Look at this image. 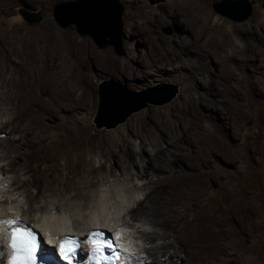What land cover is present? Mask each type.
<instances>
[{
  "label": "rangeland",
  "instance_id": "rangeland-1",
  "mask_svg": "<svg viewBox=\"0 0 264 264\" xmlns=\"http://www.w3.org/2000/svg\"><path fill=\"white\" fill-rule=\"evenodd\" d=\"M66 1L80 3L0 0V30L27 38L55 34L76 39L78 44L83 42L81 47L95 57L90 71L96 83V101L91 110L83 111L89 134L100 138L132 132L136 147L143 133L162 138L172 167L164 171L166 174L163 172L169 178L163 187L173 195L169 203L175 208L169 209L172 215L176 207L183 209L188 202L211 194L215 205L227 203L234 207L237 219L229 225L215 219V224L205 229L206 235L192 239L189 255L174 258L177 264H264V31L260 28L264 23V0H246L251 12L241 20L234 18L241 14L234 2L210 0L216 15L235 26L228 41L215 42L201 33L190 9L180 4H169V0H115L121 6L119 49L109 35L97 40L75 22L61 23L55 8ZM216 1H224L223 7L231 16L217 11ZM7 7L10 14L4 15ZM22 8L39 10L43 17L39 22H28ZM15 26L19 29H13ZM39 58L35 59L36 65L50 64L48 59ZM12 59L13 63H5L9 75L21 60L14 53ZM111 78L134 94L170 83L177 85V92L163 103L148 102L114 126L98 127L94 119L100 103V84ZM4 117L0 113V122ZM6 129L10 128H3L2 138L9 134ZM148 154L147 151L145 156ZM102 161L100 155L95 156L96 165ZM136 161L133 177L117 172L88 188L90 198L84 207H79V200L70 193L60 195L48 190L43 196L32 186L41 197L30 211L28 193L16 182L9 161L1 159L4 172L0 171V216H7L11 207H17L21 220L34 223L30 221L34 216L38 220L56 215L54 205L61 203L73 214L70 222L77 225L76 218L87 217L103 206V218L111 225L114 221L122 223L130 251L127 263L153 264L158 258L149 255L148 249L160 245L163 239L146 240L142 230H153L155 224L145 216H132L138 201L149 192L151 180L144 175L147 164L141 154H137ZM41 205L48 207L41 210Z\"/></svg>",
  "mask_w": 264,
  "mask_h": 264
},
{
  "label": "bare ground",
  "instance_id": "bare-ground-1",
  "mask_svg": "<svg viewBox=\"0 0 264 264\" xmlns=\"http://www.w3.org/2000/svg\"><path fill=\"white\" fill-rule=\"evenodd\" d=\"M174 3L190 9L198 29L211 42L220 39L228 41L234 32V24L218 17L210 6V0H169V4ZM6 12L10 14L9 7L3 14L6 15ZM15 28L19 29L17 26ZM260 28L264 31L263 22ZM82 43L79 41V45L76 39L55 34L27 38L0 30V113L5 115L0 122V133L4 131L3 128H10L9 131L5 130L9 133L7 137L2 138L0 134V160L9 161V169L15 173L16 182L29 195L32 211L34 202L41 197L34 193L32 186L37 187L43 196L48 190L60 195L70 193L79 200L78 206L84 207L90 198L87 189L98 180L117 172L133 177L137 154H141V159L146 160L147 164L143 169L144 175L151 180L146 184L149 192L138 201L132 216H145L155 224L153 230H142L146 240L155 242L163 239L160 245L148 249L149 255L158 258L153 264H177V258L189 255L192 239L203 236L205 229L215 224V219H223L226 225L237 219L235 209L227 203L215 205L211 194L188 202L183 209L176 207L172 215L169 209L175 208L169 203L173 195L163 187L169 181L163 172L172 167L162 138L143 133L139 147H136L132 132L120 133L119 137L109 134L100 138L89 134L83 111L91 110L96 101V83L90 71L95 57L81 47ZM13 53L21 60L9 75L5 63H13ZM34 57H44L50 64L40 67L36 65ZM57 127L60 129L57 130ZM171 143L174 144L173 141ZM147 151L150 154L145 156ZM96 155L103 158L100 165L95 163ZM0 171L4 172L1 166ZM47 207L41 205L40 209ZM63 207L57 203L53 208L56 215L38 220L34 216L30 221L50 240L59 233L81 234L95 226L111 225L103 218V206L95 207L87 217L80 213L81 218H76L77 225L70 222L73 214ZM19 213L17 207H11L7 216L4 214L0 219L19 217ZM119 228L122 231L123 227ZM7 232L9 226L0 227V234L4 235L0 239L1 264L4 263ZM124 258L126 256L123 254L122 260ZM71 262L76 263L73 259Z\"/></svg>",
  "mask_w": 264,
  "mask_h": 264
},
{
  "label": "water",
  "instance_id": "water-1",
  "mask_svg": "<svg viewBox=\"0 0 264 264\" xmlns=\"http://www.w3.org/2000/svg\"><path fill=\"white\" fill-rule=\"evenodd\" d=\"M236 4V9L241 12L235 19L241 20L251 12V6L246 0H228ZM224 1L214 2V8L224 14L231 13L223 7ZM55 14L61 23L75 22L80 30H87L99 40L109 35L116 48L119 49L120 41V11L121 6L115 0H80L61 2L56 5ZM22 16L28 22H39L42 14L39 10L29 11L21 9ZM100 103L95 116L96 126L111 127L126 119L133 111L144 107L148 102L163 103L170 100L177 92L174 83L162 84L152 89L134 94L114 78L105 79L100 84Z\"/></svg>",
  "mask_w": 264,
  "mask_h": 264
},
{
  "label": "snow or ice",
  "instance_id": "snow-or-ice-1",
  "mask_svg": "<svg viewBox=\"0 0 264 264\" xmlns=\"http://www.w3.org/2000/svg\"><path fill=\"white\" fill-rule=\"evenodd\" d=\"M11 227V248L12 255L9 264H37V252L39 250L38 238L31 226L25 224L19 217L12 219H0V227ZM92 239V255L87 259L95 260V264H103L109 261L112 257L105 251V249H114L113 241L105 239V234L102 232H93L90 234ZM119 237V233H117ZM66 245H74L68 247ZM80 249L79 243L70 238H64L61 243V251L64 253L63 259H75L77 250ZM119 254L115 256V260H120Z\"/></svg>",
  "mask_w": 264,
  "mask_h": 264
},
{
  "label": "clouds",
  "instance_id": "clouds-1",
  "mask_svg": "<svg viewBox=\"0 0 264 264\" xmlns=\"http://www.w3.org/2000/svg\"><path fill=\"white\" fill-rule=\"evenodd\" d=\"M117 222V221H116ZM120 223V222H119ZM122 224V223H121Z\"/></svg>",
  "mask_w": 264,
  "mask_h": 264
}]
</instances>
